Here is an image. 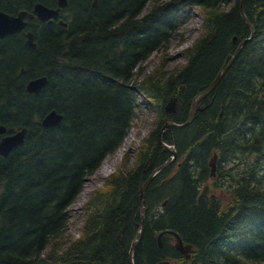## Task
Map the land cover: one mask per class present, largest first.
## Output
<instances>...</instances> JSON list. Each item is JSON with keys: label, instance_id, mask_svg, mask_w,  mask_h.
Here are the masks:
<instances>
[{"label": "trees", "instance_id": "trees-1", "mask_svg": "<svg viewBox=\"0 0 264 264\" xmlns=\"http://www.w3.org/2000/svg\"><path fill=\"white\" fill-rule=\"evenodd\" d=\"M92 1L69 0L67 27H48L36 49L22 40L2 45L9 50L0 52V123L27 130L0 157V264H130L140 186L173 155L158 140L165 120L186 122L192 98L250 37L192 120L162 133L176 160L144 189V229L132 257L134 264H264V0H243L253 33L241 0ZM194 10L200 33L181 49L185 63L147 71L152 55L182 38ZM38 76L46 84L28 92ZM173 97L176 111L167 114ZM145 103L155 119L134 158L124 153L91 193L80 235L68 239L72 206ZM51 110L61 122L42 127ZM169 230L191 244L189 259Z\"/></svg>", "mask_w": 264, "mask_h": 264}, {"label": "water", "instance_id": "water-1", "mask_svg": "<svg viewBox=\"0 0 264 264\" xmlns=\"http://www.w3.org/2000/svg\"><path fill=\"white\" fill-rule=\"evenodd\" d=\"M96 2H97V0H93L92 5H95ZM66 4H67V0H58V6L59 7L57 9H52V8H48V7L38 3L35 6L33 14H36L40 19H47L48 17H55L58 14L59 8L65 6ZM240 12H241L242 17L245 19L246 23L248 24L249 28L251 29V33H253V25L249 22V20L247 19V17L244 14V11H243V0H241V2H240ZM33 14H29L27 12L21 11L17 16L14 17V16H9L5 13L0 12V36H3L5 34L16 32V31L20 30L24 26L23 18L24 17H32ZM28 36H29V39L27 40V43L32 46L33 44L31 43V37H32L31 33H29ZM250 38L244 39L240 42L235 53L233 54L232 58L227 63V65L222 70H220L218 72V74L215 76L213 81L204 90H201L192 98L191 106H190V110H189V114H188V118H187L186 122L176 123L172 120H165V122H164V124H163V126L159 132L158 140H159V143L164 148L171 151L173 155H172L170 160L165 161L164 163H162L161 165L156 167L153 170V172L151 173V175L147 178V180L140 186L139 205H140L141 220L139 223L138 233L133 237L131 245H130V249H129L130 264H134L133 257H132L133 250H134V243L140 240L141 234H142L143 229H144V189L148 185L149 181L151 180V178L154 175H156L158 172H160L161 170H163L164 168H166L167 166H169L170 164H172L176 160L175 149L173 147H171L169 144L163 142L162 133L165 131V129L167 127H170V126H172V127H183V126L187 125L192 120L194 111L198 110V108H199V107H196L198 102L201 99H203L205 96H207L214 89L215 85L218 83L221 76L224 74V72L226 71L228 66L232 63L234 58L239 53L241 47L244 45V43L246 41L250 40ZM233 41L234 42L236 41L235 37L233 38ZM46 82H47L46 76H40V77L34 78L27 83L26 89L28 92L38 93L42 89V87L46 84ZM181 89H183V86L181 87ZM176 104H177V97H173L165 106L166 113L167 114L174 113L176 111ZM62 117H63L62 114L56 112L55 110H51L50 112L45 114L43 116V118L41 119V126L45 127V128L54 127L61 122ZM25 133H26V129L23 128L21 131L15 133L14 135H11V136L3 139V141L0 143V154L6 155L12 147H16L18 145H21L23 143ZM216 160H217V156H216V154H213V156L209 160V167H210L211 176L215 175ZM166 232H168L169 234L174 236L175 248L179 252H181L187 259L190 258V254L192 251L191 244H184L181 237L176 232H174L172 230H169ZM162 234H163V232H161L158 235L159 246H161Z\"/></svg>", "mask_w": 264, "mask_h": 264}, {"label": "rangeland", "instance_id": "rangeland-1", "mask_svg": "<svg viewBox=\"0 0 264 264\" xmlns=\"http://www.w3.org/2000/svg\"><path fill=\"white\" fill-rule=\"evenodd\" d=\"M200 24L201 17L197 10H194L191 13L186 12L185 19H183V22L180 26L182 38L180 36H177L172 41L171 47L167 54L163 55L159 52L152 55L147 66V71H152L156 67L171 70L175 67L183 65L186 59L183 55H181V49L190 44L193 39L200 33ZM154 119L155 114L153 109L148 105V103H145L143 110L139 111L137 117L132 122L129 135L122 147L119 148L113 155L107 156L97 173L88 178L82 194L71 208L70 218L66 229L68 239L72 240L80 235L82 220L84 218L83 206L86 200L91 196V193L94 190L103 187L105 177L116 169L124 153L128 151L129 153H131L132 158H134L135 148L140 143V140L149 131ZM105 165L108 166L107 171L104 169ZM215 191H217L218 194L222 195L224 200L227 199L226 194L223 190H219L216 188Z\"/></svg>", "mask_w": 264, "mask_h": 264}, {"label": "flooded vegetation", "instance_id": "flooded-vegetation-1", "mask_svg": "<svg viewBox=\"0 0 264 264\" xmlns=\"http://www.w3.org/2000/svg\"><path fill=\"white\" fill-rule=\"evenodd\" d=\"M38 3L48 8H52V9H57L59 7L58 0H52L49 4L45 2L44 0H0V12L5 13L9 16H14V17L17 16L21 11L27 12L29 14H33L35 6ZM68 3H69V0H67V4L65 6L59 8L58 14L55 17H48L47 19H40L36 14H33L32 17H24L23 18L24 26L20 30L0 36V52H7L9 50L8 49L9 47L5 48L2 45H9L12 42L14 43V41L16 42V40H22V43L26 47L30 49H36L38 48V42H39L40 37L43 36V33L48 27L53 26L56 28L57 27L66 28L68 24L67 22L68 21V18H67ZM29 33H31L32 35L31 37V43L33 44L32 46L27 43V40L29 39V36H28ZM0 60H1V54H0ZM30 80H28L27 83ZM23 128L18 129L15 126L9 127L5 123H0V143L6 137L14 135L15 133L21 131ZM13 148L15 147H12L6 155L0 154V157H7Z\"/></svg>", "mask_w": 264, "mask_h": 264}, {"label": "bare ground", "instance_id": "bare-ground-1", "mask_svg": "<svg viewBox=\"0 0 264 264\" xmlns=\"http://www.w3.org/2000/svg\"><path fill=\"white\" fill-rule=\"evenodd\" d=\"M104 169L107 171V169H108V166H106V165H105V166H104Z\"/></svg>", "mask_w": 264, "mask_h": 264}]
</instances>
